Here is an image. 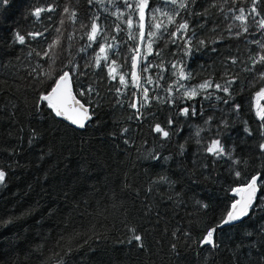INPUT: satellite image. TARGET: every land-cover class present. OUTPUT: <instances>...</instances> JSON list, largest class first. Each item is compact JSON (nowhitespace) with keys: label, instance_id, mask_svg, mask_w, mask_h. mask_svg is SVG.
Returning a JSON list of instances; mask_svg holds the SVG:
<instances>
[{"label":"trees","instance_id":"1","mask_svg":"<svg viewBox=\"0 0 264 264\" xmlns=\"http://www.w3.org/2000/svg\"><path fill=\"white\" fill-rule=\"evenodd\" d=\"M129 3L134 9L137 0ZM153 6L160 11L152 12ZM251 7L252 0H190L185 11L149 0L141 39L138 10L126 8L123 0L0 4V170L6 173L0 183V218L13 219L0 227V264H264V127L257 115L264 98L256 95L264 88L259 75L264 64L253 69V58L264 55V27L259 26L264 0L256 4L260 15L255 19ZM35 8L53 10L39 19L25 15ZM240 8L247 32L235 20ZM174 11L180 12L176 24L188 22L190 56L183 54L184 39L172 43L167 35L174 25L163 13ZM93 23L99 30L96 40L89 41ZM14 30L26 36L25 44L13 43ZM28 32L43 35L33 40ZM197 41H204L199 50ZM137 53L140 89L133 85L129 66ZM184 61L191 78L181 83L211 81L223 87L234 81L231 95L215 87L193 99L183 95L173 73ZM109 67L116 69L115 80ZM61 71L71 74L77 98L91 111L95 106L84 129L55 117L47 107L37 109L40 94L54 86ZM121 75L127 87L119 83ZM142 88L148 89L147 101ZM85 89L93 91L79 97ZM133 103L136 108L130 107ZM236 104L238 112L233 111ZM156 125L168 137L157 133ZM214 139L241 163L208 153L206 146ZM257 174L258 191L248 215L217 230V248L200 247L205 230L239 200L233 189L245 187ZM133 228L142 236L143 248L134 240L128 243Z\"/></svg>","mask_w":264,"mask_h":264},{"label":"snow or ice","instance_id":"2","mask_svg":"<svg viewBox=\"0 0 264 264\" xmlns=\"http://www.w3.org/2000/svg\"><path fill=\"white\" fill-rule=\"evenodd\" d=\"M9 0H0V4L7 5ZM88 2L91 4L92 0H88ZM189 2L190 0H163V3L165 4H173L177 5L179 9L187 11L189 9ZM194 2V0H192ZM258 0H252V7L249 10V14H254L253 19H255V16H259L260 13L256 11V4ZM124 5L128 9H133V4L129 3V0H123ZM149 6V0H137V3L135 4V8L133 10H138V15H139V21H138V27L141 29L140 31V38L143 39L144 37V24L143 21L145 20V10ZM52 8L48 9H43V8H35V9H28L25 12V15L27 16H33L36 19L40 18V15L44 11H52ZM65 13L69 12V9L66 7L63 10ZM152 12H158L160 9L158 7L153 6L151 9ZM231 11V9H230ZM239 15L235 16V20L241 21V24L243 26V31L247 32L248 27L246 24L247 17L245 16L244 12L245 10L243 8L238 9ZM163 15L167 16V19L169 22L174 25L173 30L171 32H168L167 35L169 36V39L171 40L172 43H177V39H184V44L181 45L183 48V54L184 56H190L192 54V41L191 37H187V33L189 30V25L187 20H183L181 23L176 24L174 17L179 16L180 12L179 11H174L173 15H168L166 12L163 13ZM76 17V12L72 11L71 12V18L74 20ZM153 20L156 19L155 16L152 17ZM129 26L132 25V20L129 19L126 21ZM259 26L264 27V19H261L259 21ZM155 28L160 29L161 24L156 23L154 25ZM99 30V26L93 23L91 26V32L88 34V39L89 41H95L96 40V34ZM165 32H167V29L165 28ZM27 37L30 39H36L37 37H40L43 35V33H33V32H28ZM150 36L156 35V33L149 32ZM192 35H195V33H192ZM239 35V33H237ZM187 37V38H185ZM106 38L101 36V40H105ZM13 43H19V44H25L26 43V36L22 35L19 30H14L13 32ZM58 43V41H57ZM259 43V42H257ZM204 44V41H197V50H199L198 46ZM91 46V45H89ZM99 52L104 53L105 48L103 46H99ZM147 47L149 50H151L152 47V41H149L147 44ZM262 48H264V45H261ZM115 54V53H114ZM47 55V53H45ZM159 55V53H157ZM104 59L107 61V56L105 55ZM235 61H233L234 63ZM111 64H115V61H111ZM264 64V55H258V57L253 58V69L255 64ZM186 61L181 62L180 66L178 68V72H174L173 75H178L177 79V84L179 85L180 88H184L185 91L183 95L187 96L189 99H193L197 96V94L201 90H206L210 87H215L216 89L222 90L225 93H229V86L232 82L234 81H228L227 85L221 86L220 84H215L213 85L211 81H205L198 86H186L181 81L183 80H188L191 78V74L188 73L186 74L184 71ZM97 66H99V57L97 59ZM130 67H135V63L133 62L132 64L129 65ZM171 67L173 69H177V64H172ZM149 69V65L145 64L142 71L144 73H147ZM250 69V70H253ZM116 69L114 67H109V75H112L115 73ZM45 75H48L45 73ZM260 78L264 79V72H261ZM117 77L115 75H112V79H116ZM131 79L133 81L134 87L139 88L140 85L136 83L137 81V76L135 72L131 73ZM145 81L148 84L152 83V78L149 76H145ZM119 83L121 85H124L127 87V82L125 81V78L123 75L119 77ZM93 91L92 89H85L81 90L78 92L79 97L83 98L87 93H90ZM119 91V89H118ZM169 91H171V87L169 88ZM147 88H142V94L144 97V101H147ZM135 95V93L133 94ZM231 94L229 93V96ZM257 98L261 99L264 98V88H261L257 92ZM217 99H220V97H217ZM43 102V104L41 103ZM119 102V101H118ZM224 103H228V99L224 100ZM37 109L39 110L42 107H47L48 109L51 110L52 113H54L55 117H60L63 118L67 121H70L72 125H75L79 129H84L88 125V122L93 119V114H94V105H91L92 111H90V107L86 106L85 103L81 102V99L77 98V94L74 93L72 85H71V74L67 71H61L58 77L55 78L54 80V86L50 88L46 93H41L39 96V99L37 100ZM144 106V105H142ZM130 107L136 108V104L133 103L130 105ZM239 105L236 104L233 106V111L238 112L239 110ZM258 111L257 115L259 116L261 123V127H264V107L257 106ZM137 112L139 113V109H137ZM182 114L187 116L189 114V109L187 107L182 109ZM192 115H196V109L193 106L192 107ZM207 122V121H206ZM225 126L227 125V122H223ZM157 133H162L164 137H168L169 133L165 131L163 128H161L159 125L155 126L154 129ZM245 132L248 134H251V130L248 128L244 129ZM123 133H127L128 129L124 128L122 129ZM199 135V131L196 133ZM31 143V141H29ZM262 149H264V144L260 145ZM181 149H183V145H181ZM206 151L210 154H212L214 157L217 159L220 158H227L229 160H232L234 164H239L241 163L240 160L238 159H233L231 155V149H229L227 152L225 151L224 146L221 144L219 139H214L212 142L206 146ZM153 160H159V156H153ZM235 176L239 178L241 176L240 171H235ZM5 175L6 173L3 170H0V183H4L5 181ZM260 180L259 175H254L249 178L248 182L246 183L245 187L240 188L237 187L233 189V191L237 194L240 195L241 193L246 192L247 196H241L240 200L235 201L231 205V210H229L216 224L215 226L209 227L205 230V234L202 236L201 240L198 242L200 247H204L205 245L209 246V249H215L219 245L216 242L215 235L217 234V230H223L224 227L227 225L229 227H232L235 225L237 221H240L244 216L248 215V211L253 205V202L256 200V194L258 191V185L257 181ZM260 186H264V180H261ZM199 203V202H198ZM201 207L207 208L208 204L203 203L201 204ZM257 207H260V203H257ZM13 222L12 218L4 219L0 218V227H7L9 224ZM132 233V236L128 240V243H131L133 240L137 242V246L140 248H143V242H142V236L136 232V230L130 229L129 230ZM251 235V233H249ZM185 236L190 237V233H185ZM87 243V240L84 241ZM175 245H173V250L175 251ZM178 255V253H177ZM262 260H264V257H261Z\"/></svg>","mask_w":264,"mask_h":264},{"label":"water","instance_id":"3","mask_svg":"<svg viewBox=\"0 0 264 264\" xmlns=\"http://www.w3.org/2000/svg\"><path fill=\"white\" fill-rule=\"evenodd\" d=\"M139 60H140V54L137 53V54H135L134 59H133V62L135 63V67H133V72H135V73H136V76H137V81H136V83L140 85L139 74H138L139 63H140ZM71 85H72V88H73L72 81H71ZM137 89H140V87L137 88ZM73 91H74V88H73ZM90 111H91V108H90ZM61 119H63V118H61ZM63 120L66 121L67 123H69L70 125H72V124L70 123V121H67V120H65V119H63ZM89 122H90V121H89ZM89 122H88V124H89ZM72 126L76 127L75 125H72ZM76 128H77V127H76ZM256 195H257V194H256ZM241 196H245V197H246V196H247V193H246V192L241 193V194L239 195V200L241 199Z\"/></svg>","mask_w":264,"mask_h":264},{"label":"rangeland","instance_id":"4","mask_svg":"<svg viewBox=\"0 0 264 264\" xmlns=\"http://www.w3.org/2000/svg\"><path fill=\"white\" fill-rule=\"evenodd\" d=\"M141 84H142V79L140 78V86H141Z\"/></svg>","mask_w":264,"mask_h":264}]
</instances>
